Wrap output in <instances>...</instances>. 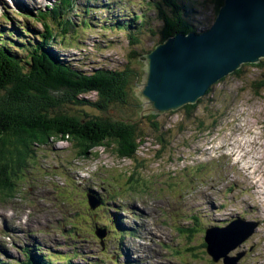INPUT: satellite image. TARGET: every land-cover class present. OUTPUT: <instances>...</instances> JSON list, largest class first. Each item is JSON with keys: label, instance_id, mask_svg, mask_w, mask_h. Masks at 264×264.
Segmentation results:
<instances>
[{"label": "rangeland", "instance_id": "1", "mask_svg": "<svg viewBox=\"0 0 264 264\" xmlns=\"http://www.w3.org/2000/svg\"><path fill=\"white\" fill-rule=\"evenodd\" d=\"M175 1L197 32L212 25V0ZM71 9L67 17L73 32L69 29L63 40L55 34L49 49L87 72L122 69L133 51L152 50L163 26L159 11L171 13L164 0H73ZM45 10L37 5L27 19H0V39L11 40L17 49L24 46V52H16L24 62L29 42L43 32L38 18ZM46 22L54 25L51 18ZM137 26L138 44L133 45ZM20 28L27 30L23 44L15 38ZM8 31L13 37L7 38ZM134 66L142 70L140 63ZM242 71L212 86L190 116L181 109L159 116L163 131H171L162 136L164 150L147 121H141L145 142L134 160H119L102 148L97 158L81 160L67 142L41 148L35 163L15 179L13 199L0 198V209L14 210L5 216L20 227L9 240L0 237V261L26 264L27 247L35 259L40 255L52 264L68 259L73 264H222L205 253L204 232L244 218L258 223L256 231L228 255L242 254L237 264H264V87L258 94L252 89L264 71ZM87 98L94 100V94ZM139 112L114 108L108 115L130 114L139 121ZM135 175L137 182H127ZM87 191L107 204L94 213L86 203ZM103 228L106 234L99 240L93 231Z\"/></svg>", "mask_w": 264, "mask_h": 264}, {"label": "trees", "instance_id": "2", "mask_svg": "<svg viewBox=\"0 0 264 264\" xmlns=\"http://www.w3.org/2000/svg\"><path fill=\"white\" fill-rule=\"evenodd\" d=\"M164 2L171 9V13L165 15V12L159 11L163 26L157 44L178 33L184 35L191 32L199 33L197 27L182 15L181 4L175 0ZM211 4L215 18L223 0H212ZM72 7L73 0H62V3L52 9L40 12L38 20L43 32L32 44L29 42L31 49L27 51V62L22 61L16 53L24 52L23 45L21 49H17L18 45L10 42L11 40L6 42L0 39L1 195L9 196L14 191L17 182L15 179L21 171L35 163L34 158L41 148L57 142L69 143L74 155L81 160L90 156L97 158L99 148H102L103 152H110L119 160H134L138 148L145 142L140 124L141 121H147L156 135L155 142L160 145L161 150L165 148L162 136L171 131L170 129L163 131L165 126L157 123L159 116L148 115L137 121L132 119L130 114L128 118L122 116L112 118L108 115V111L114 108L141 111L142 103L134 95L133 89L135 83L140 82L143 72L134 64L142 62L143 56L151 50L142 55L133 51L122 69L98 68L87 72L73 67L71 63L49 49L53 46L55 34L59 33L60 39L63 40L69 37V29L73 32L74 24L67 17L73 12ZM47 18L53 19L54 25L46 22ZM5 19L10 20L8 17ZM135 20H141L143 23L144 17L137 16ZM138 28L139 26L131 35L133 45L138 44ZM20 30L22 31L16 33L15 38L23 44L26 43L23 37L27 30L25 28ZM13 33L8 31L5 34L10 38L13 37ZM2 35L4 33L0 32V37ZM13 48L16 51L10 50ZM131 55L135 57L133 63ZM245 67L264 71V59L254 65H243L232 75L240 76ZM263 87L264 74L262 80L252 82V89L256 94ZM91 94H94V100L87 98ZM195 105H187L181 110L190 116ZM85 109L102 115L90 116ZM136 176L128 177L127 182H137ZM26 264L49 263L39 258Z\"/></svg>", "mask_w": 264, "mask_h": 264}, {"label": "water", "instance_id": "3", "mask_svg": "<svg viewBox=\"0 0 264 264\" xmlns=\"http://www.w3.org/2000/svg\"><path fill=\"white\" fill-rule=\"evenodd\" d=\"M264 59V0H223L212 25L199 33L175 34L143 56V75L134 95L141 101L139 118L160 116L195 105L216 83L243 65ZM91 211L101 202L86 194ZM257 222L244 218L225 227L208 228L203 241L211 261L237 264L243 256L230 257L254 234ZM105 230L95 231L102 239Z\"/></svg>", "mask_w": 264, "mask_h": 264}, {"label": "bare ground", "instance_id": "4", "mask_svg": "<svg viewBox=\"0 0 264 264\" xmlns=\"http://www.w3.org/2000/svg\"><path fill=\"white\" fill-rule=\"evenodd\" d=\"M20 2V1H19ZM122 11V10H121ZM0 217H2V215L0 214ZM16 225H12V226H7V228H9V229H13L14 227H15ZM147 230H149L150 232H151V230L150 229H147ZM151 234H154L153 232H151Z\"/></svg>", "mask_w": 264, "mask_h": 264}]
</instances>
